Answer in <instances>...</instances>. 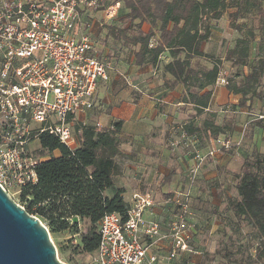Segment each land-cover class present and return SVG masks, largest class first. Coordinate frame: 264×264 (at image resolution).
Segmentation results:
<instances>
[{
	"label": "built area",
	"instance_id": "2783aa9c",
	"mask_svg": "<svg viewBox=\"0 0 264 264\" xmlns=\"http://www.w3.org/2000/svg\"><path fill=\"white\" fill-rule=\"evenodd\" d=\"M104 1L0 0V188L12 200L37 181L39 162L28 148L40 134L56 137L71 150L78 146V115L92 108L97 81L107 80L110 69L92 28L103 26L97 13L111 20L120 3L100 10ZM182 142L190 147L192 164L187 190L170 200L179 213H173L168 230L162 233L156 221L144 217L152 200L135 194L124 217L110 212L99 220L93 264H174L179 252H190L189 188L207 158L229 151L231 139L210 140L202 151L179 127L170 145L177 148ZM161 241L167 249L158 255L153 248Z\"/></svg>",
	"mask_w": 264,
	"mask_h": 264
},
{
	"label": "trees",
	"instance_id": "16d2710c",
	"mask_svg": "<svg viewBox=\"0 0 264 264\" xmlns=\"http://www.w3.org/2000/svg\"><path fill=\"white\" fill-rule=\"evenodd\" d=\"M115 2L122 3L126 9L123 18L128 26L110 27L109 33L130 49L136 66L154 67L167 52L170 60L163 64L162 71L170 79H164L163 86L171 90L182 85L185 89L182 99L193 104L196 113L208 107L211 89L220 75L221 58H213L212 54L201 50V45L209 41L211 35L206 20L218 21L223 13L233 9L228 17L237 21L242 9L251 4L264 26L261 5L264 0H105L100 10ZM143 23L149 25L147 32L141 29ZM254 41L255 35L250 31L248 38L235 41L224 58V61L248 69L239 78L228 77L226 88L229 93L240 96L237 107L249 110L253 102L261 99L258 88L264 76L262 38L255 42L253 58L248 62L250 44ZM196 59L208 61L210 67L194 64ZM262 112L256 116L257 120H264L258 118L264 116ZM121 125V121H113L109 128L76 127L80 131L79 143L72 150L56 137L40 134L41 150L57 151L58 156L40 161L35 167L36 183L22 187L18 196L17 203L51 231L62 232L73 226V235L78 237L74 250L80 253L95 252L99 240L98 222L105 213L115 212L124 217L128 207L122 197L123 190L114 188L113 184V176L118 172L116 157L120 153ZM204 126L209 130L210 140L223 134L220 126ZM180 127L196 139L191 126ZM109 189L112 192L107 194ZM235 190L238 199H229L226 208L237 221L250 226L256 245L255 261H261L264 259V155L253 151L244 159ZM78 221H87L85 232L77 230Z\"/></svg>",
	"mask_w": 264,
	"mask_h": 264
},
{
	"label": "crops",
	"instance_id": "0c3cea01",
	"mask_svg": "<svg viewBox=\"0 0 264 264\" xmlns=\"http://www.w3.org/2000/svg\"><path fill=\"white\" fill-rule=\"evenodd\" d=\"M112 23L109 28H121L115 26L120 24L117 19ZM104 28L94 25L93 38L100 57L111 62L118 71H110L107 80L97 81L93 106L78 115L77 127L109 128L113 121L122 122L120 153L116 157L118 172L113 176L114 188L123 190L122 197L127 205H130L135 194L148 196L153 205L144 212V217L156 221L162 233L168 230L174 213V204L170 201L173 193L188 188L186 173L192 164L189 155L180 154L170 146L171 141L177 138L178 128L191 126L202 151L212 139L209 130H205L206 124L222 127V135L233 140L243 137L235 151L217 153L204 164L195 183L189 188V212L190 216L193 213L195 217L188 218L194 225L191 232L208 230L212 233L214 229L218 230L219 224H223L220 217L233 216L226 208L227 201L238 199L235 186L242 165L237 172L231 171V168L238 157L243 163L253 151L264 155V120L256 119L258 114L263 113L258 107L264 106V97L253 102L256 104L255 112L237 107L240 96L227 91L228 77H221L222 62L219 78L211 89L208 107L196 113L193 104L183 101L185 89L182 85L171 90L163 86L164 79H170L162 71L163 64L170 60L167 52L161 55L159 64L154 67L147 64L136 66L130 49L121 40L113 39L109 28L106 32ZM141 29L147 32L149 25L143 23ZM157 38L158 34L155 36ZM204 48L205 44L201 45V50L204 51ZM205 66L210 67V64ZM246 132L248 135L245 139ZM50 154L51 157L58 156L57 151ZM111 192L109 189L106 193ZM212 216L220 217L217 220ZM234 223L236 225V221ZM166 249L167 242L161 241L153 252L163 255Z\"/></svg>",
	"mask_w": 264,
	"mask_h": 264
},
{
	"label": "rangeland",
	"instance_id": "374dc122",
	"mask_svg": "<svg viewBox=\"0 0 264 264\" xmlns=\"http://www.w3.org/2000/svg\"><path fill=\"white\" fill-rule=\"evenodd\" d=\"M261 5L264 8V2H262ZM242 10L241 18L237 21H231L228 17V13L233 12V9L227 10L223 13L222 17L218 21L206 20V24H208L211 28V35L209 41L204 43V51L212 54L213 58H222L220 62H224L223 72L221 74V77L223 78L226 76L231 78L237 76L239 78L241 75L248 72L247 68L233 65L232 61H224L226 52L234 46L235 41L238 38H248L250 31L255 35V41L250 44V57L248 62L253 58V47L255 42H257L260 38H262L264 42V26H261L259 18L252 5L250 4L248 8L244 7ZM124 13H126V9L122 6V3H120L119 13L116 18H114L120 21V24H115V26H121V28H126L128 26V21L123 18ZM95 18L96 20H100L102 22L103 27H105V32L108 31V26H110L109 24H113L112 19L105 20V18H103V13H97ZM237 26H240L239 30L236 29ZM101 40L103 39L101 38ZM106 61L110 64V69H108L107 75H109L110 71H118L111 62L108 60ZM193 62L194 64L201 66L208 64V61L204 59H196ZM258 89L261 98L264 97V76L261 79L260 87ZM255 106L256 104H253L251 107L253 112L256 111L254 109ZM258 109L263 111L264 106L260 105ZM244 135L246 139L248 132ZM220 138L222 139L224 137ZM242 139L243 137L238 140L231 139V145L226 148V150L229 151H226L225 153L231 152L230 149L235 151L241 145ZM236 142H239V145H236ZM244 142L245 141H243V143ZM186 144L182 142L175 149L179 151L180 154L186 153V155H188L190 153V147ZM28 149L37 157V162L52 156L50 153L42 151L38 141L36 140L29 144ZM210 159H213V157L207 158L203 165L207 164ZM241 161L242 160L238 157V160L231 168V171L237 172L240 165H242ZM204 191H206L205 188ZM14 201L18 202V198H14ZM210 206L209 208L211 209ZM173 212L175 214L179 213V207L174 206ZM189 217L195 219L193 213ZM218 217L220 216H212V219L216 218L218 220ZM210 218L211 216H209L208 220H210ZM220 219L223 220V224H219V229H214L212 233L208 230L204 232L202 231L201 233L190 232L191 238L188 241L190 252H179V256L174 264H264V259L261 261H255L256 245L255 240L253 239V231L250 226L246 225L245 222H237L233 216L229 215L220 217ZM174 220L176 221L177 219ZM171 221L172 219L170 220V223ZM185 221H187V219H185ZM235 221L236 225L234 223ZM188 222L193 225V222L189 221V219L187 223ZM44 225L46 224L44 223ZM72 225L73 222L70 223V226ZM76 227L79 232H85L88 227V223L87 221H78ZM47 229L49 231L51 241L57 250V258L59 261L65 264H93L92 259L94 253H80L78 250H74V240H77L78 237L73 235V226L70 227L69 230L62 232L51 231L49 228ZM144 243L147 242L145 241Z\"/></svg>",
	"mask_w": 264,
	"mask_h": 264
},
{
	"label": "water",
	"instance_id": "95a60500",
	"mask_svg": "<svg viewBox=\"0 0 264 264\" xmlns=\"http://www.w3.org/2000/svg\"><path fill=\"white\" fill-rule=\"evenodd\" d=\"M0 264H65L48 229L0 188Z\"/></svg>",
	"mask_w": 264,
	"mask_h": 264
}]
</instances>
